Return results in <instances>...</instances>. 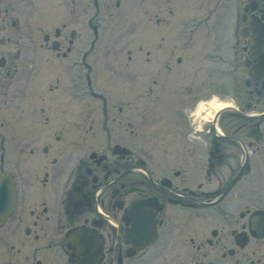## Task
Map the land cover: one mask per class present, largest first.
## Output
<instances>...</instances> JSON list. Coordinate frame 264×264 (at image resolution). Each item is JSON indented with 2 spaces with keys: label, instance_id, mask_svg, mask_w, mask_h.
<instances>
[{
  "label": "flooded vegetation",
  "instance_id": "1",
  "mask_svg": "<svg viewBox=\"0 0 264 264\" xmlns=\"http://www.w3.org/2000/svg\"><path fill=\"white\" fill-rule=\"evenodd\" d=\"M33 1L0 0V46H5L0 51V178L5 180L0 264H145L148 247L135 251L128 236L136 220L156 225L151 259L163 264H264V224L252 221L255 211L264 214V0H217L220 16L227 23L233 18L231 39L223 38L220 26L214 31L217 40L209 43L194 38L191 27L181 43L187 48L168 47L163 58L156 43L150 47L151 36L148 50L139 43L150 68L139 84L142 101L160 103L169 95L166 80L176 78L177 66L185 64L188 77L183 89L191 102L173 120L185 131L191 160L177 154L160 175L153 167L158 162L134 158L131 151L123 157L114 150L113 156L119 155L113 160L80 152L90 142L127 147L134 134L129 107L119 106L110 117L88 63L99 48L92 42L82 50L79 35L62 20L78 22L82 0H50L56 2L60 25L46 23L42 39V29L25 16L34 10ZM178 1L190 2L188 15H202L209 0ZM41 47L58 59V76L48 89L56 93L51 100L46 89L34 90L38 84L44 88L45 81H34L33 71L42 63L48 69L50 61L43 59ZM128 62L127 57L125 71ZM221 86L232 94V108L209 122L208 107L199 110V105L211 99L207 91ZM126 88L123 93L130 92ZM87 96L103 99L100 128L92 118L94 107L83 101ZM71 100L68 111L64 106ZM122 110L127 118L118 116ZM120 121L122 131L116 128ZM19 157L25 169H18ZM136 201L140 209L131 213L128 207ZM70 234L74 244L67 241Z\"/></svg>",
  "mask_w": 264,
  "mask_h": 264
},
{
  "label": "rangeland",
  "instance_id": "2",
  "mask_svg": "<svg viewBox=\"0 0 264 264\" xmlns=\"http://www.w3.org/2000/svg\"><path fill=\"white\" fill-rule=\"evenodd\" d=\"M198 1L199 0H194V3L198 4ZM33 3L34 10L29 11V9H27L25 16L28 15L29 20L32 18L31 22L37 23L39 26L38 29H42L39 32L42 39V35L45 33L46 23L52 22L50 25L55 26L58 24L59 26L61 17L58 15V10L55 9L56 2L50 0L46 2L44 0H34ZM184 4V1L178 0H97V6H92V0H82L80 3V18H78V22L77 18L76 20L75 18L69 20L68 16L66 18L62 17L63 22L65 23V21H68V26L76 31L77 36L79 35L78 41L80 42L82 50L84 47L89 46L91 41H94L93 29L96 30L98 42L95 46L99 48V50L96 49L92 52L88 62L92 67L90 71L92 76L96 69L94 72V90L96 92H103L109 97L110 108L107 107V111L110 112V116L111 114H116L119 106L123 108L126 106L129 107V113L126 114L129 117L130 130L134 134L127 145L132 149L133 154H135L133 155L134 158L145 157L150 163L158 162V166H153L158 175L164 174V172L170 170L171 160L175 158L177 154V157H180V155L183 156V160H191L189 153L185 150L189 148L190 145L185 143L183 136L185 131L180 129V122L177 120L180 119L183 114L182 107L191 102H187L191 97L187 95L183 89L188 81L187 75L184 71L182 72L180 70V72H177L179 76L174 87L175 91L169 90L167 94L170 96L167 99L162 98L160 103H152L153 99L142 101V99L139 98V90L141 88L139 84L143 80V75H147L150 72L147 71L150 68L147 67L148 63L145 59L147 55L144 54V50L138 51V46L140 43L143 48L148 50L149 43H147V41L151 40L152 43H154L150 45V47L156 43V46H159L161 51H165L168 47L170 50H174L176 45L177 48H179L181 41L176 39V34L184 27H181L182 25L180 23L182 20L186 21L187 19L191 21L189 18L190 16L185 15ZM47 14H50L47 18L48 22L46 20ZM34 17H36L37 20H35ZM192 18L197 19L199 16L193 15ZM155 19L161 20L158 25H156ZM38 29L32 30L36 31ZM159 33H161L162 39L157 36ZM36 34L37 33L34 35ZM150 36L151 39L148 40ZM35 40H37V38ZM4 47V45L0 46L1 53H3ZM103 49L105 50L103 51ZM99 52H103L101 58L97 54ZM41 54L43 59L48 58V60H50L49 67L47 69V67L43 65L44 63H42L40 69L36 67L35 71H33L32 74L35 75L34 81L39 82V80L43 78L45 81L44 88L43 86L41 88L38 84L34 87V90L35 93H38L42 91V89H46L47 94L45 97L51 100V96L56 93H48V89L49 84L51 85L53 83L52 81L58 76V74L55 75L57 73L55 67L58 59L54 57L53 53L43 48ZM1 56L4 55L1 54ZM171 56L172 55L168 54L165 59L168 60ZM127 57L129 61L128 66L130 67H128V71H125L124 68L127 66V64H125ZM151 58H153V54ZM101 69L109 70L107 72L104 70L102 73ZM97 70L101 71V74H99V72L96 73ZM83 73L85 72L83 71ZM60 74L61 72L59 71V75ZM111 74H114V78L109 77ZM60 77V88L65 92V90L68 89V82L67 84L65 83L67 79L63 74L59 76V78ZM127 86L130 87V92L122 93L123 87L126 88ZM60 88L58 86L59 90ZM213 90L217 89L213 88ZM209 92L213 93L212 89L205 94L207 95ZM201 95L202 94H199V96ZM123 100L124 102L122 104ZM127 100L129 102H126ZM71 104L73 105L72 100L69 102L68 107L64 106V108L68 111L71 109L72 111ZM88 104L94 107L92 118L95 119L94 121L96 124H99L101 120L99 111L103 106L98 101L95 102V100ZM34 112L37 114V109H34ZM123 112L122 110V112L118 113V116L121 118L123 117V119L124 117L127 118L125 114L123 115ZM178 113H181L179 117H177ZM40 117L42 119V116ZM173 118H177L175 119L177 123L174 124L175 121ZM120 122V124L116 125V128L122 131L126 127L123 125L124 122ZM20 127L21 125H19V128ZM175 130H177V133H175ZM84 147L87 149V154L91 153L92 150H97V154H106L109 160H113L116 157L113 156L112 150L108 148L110 146L106 148L97 143V145L93 147V143L90 142ZM102 147H104V149L98 151V148ZM25 166V162L21 161L19 157L18 169H25ZM57 181L58 179L53 181L54 187L57 186ZM242 198L246 200L247 197L242 195ZM166 231L169 232V227H167ZM162 244H164L163 240ZM155 247L154 251L156 250ZM152 251L153 250L148 249L146 253L147 262L145 264H163L156 256L151 259V256L154 254V251L151 253ZM165 256H167V254ZM165 264H168V262Z\"/></svg>",
  "mask_w": 264,
  "mask_h": 264
},
{
  "label": "water",
  "instance_id": "3",
  "mask_svg": "<svg viewBox=\"0 0 264 264\" xmlns=\"http://www.w3.org/2000/svg\"><path fill=\"white\" fill-rule=\"evenodd\" d=\"M150 228L147 227L146 231L145 232H148L147 230H149ZM152 231V230H151ZM151 231L149 232L148 236L150 235Z\"/></svg>",
  "mask_w": 264,
  "mask_h": 264
}]
</instances>
